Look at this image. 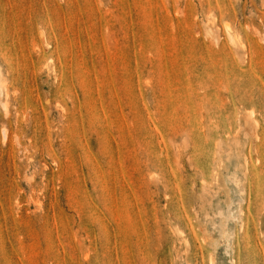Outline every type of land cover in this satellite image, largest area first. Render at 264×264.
<instances>
[{
    "label": "rangeland",
    "instance_id": "rangeland-1",
    "mask_svg": "<svg viewBox=\"0 0 264 264\" xmlns=\"http://www.w3.org/2000/svg\"><path fill=\"white\" fill-rule=\"evenodd\" d=\"M0 75V264H264V0H0Z\"/></svg>",
    "mask_w": 264,
    "mask_h": 264
},
{
    "label": "bare ground",
    "instance_id": "bare-ground-1",
    "mask_svg": "<svg viewBox=\"0 0 264 264\" xmlns=\"http://www.w3.org/2000/svg\"><path fill=\"white\" fill-rule=\"evenodd\" d=\"M1 76V75H0ZM3 79H1L0 81H2ZM4 85V84H3ZM1 86V85H0ZM1 88H2V86H1ZM5 109H7V108H5ZM5 130V129H4ZM4 135L6 136V130L4 131Z\"/></svg>",
    "mask_w": 264,
    "mask_h": 264
}]
</instances>
